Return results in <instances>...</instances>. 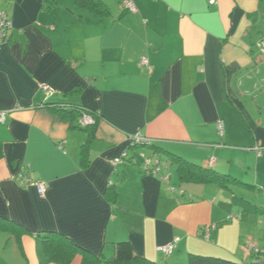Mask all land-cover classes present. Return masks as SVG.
<instances>
[{
	"label": "crops",
	"instance_id": "obj_1",
	"mask_svg": "<svg viewBox=\"0 0 264 264\" xmlns=\"http://www.w3.org/2000/svg\"><path fill=\"white\" fill-rule=\"evenodd\" d=\"M101 1L104 16L77 0H0L13 21L0 49V220L26 230L0 229V264H57L40 232L104 259L128 241L156 264H187L190 254L250 264L247 212L226 220L235 216V184L182 183L172 157L241 181L254 170L251 186L264 187V151L256 150L264 125L250 114L246 125L224 78L226 67L236 68L233 78L260 62L250 30L264 0H134L136 12ZM46 104L84 106L99 118L87 131ZM136 135L153 147L131 150ZM142 154L167 166L166 180L145 174ZM19 177L48 189L42 196ZM175 238L170 255L158 250ZM82 261L78 253L71 264Z\"/></svg>",
	"mask_w": 264,
	"mask_h": 264
},
{
	"label": "trees",
	"instance_id": "obj_2",
	"mask_svg": "<svg viewBox=\"0 0 264 264\" xmlns=\"http://www.w3.org/2000/svg\"><path fill=\"white\" fill-rule=\"evenodd\" d=\"M80 6L88 7L94 11L99 16H104L108 13V10L104 8L103 2L101 0H77L76 2ZM260 28V27H259ZM259 28H257V33H259ZM255 43L253 44V46ZM255 47V46H254ZM260 54V53H259ZM236 68L226 67L224 68V78L225 85L228 89L227 98L230 104L236 106L239 110L246 125L251 128L253 125L252 119L248 111L245 109L242 102L234 97V93L231 91L230 80L232 75L235 73ZM45 107L52 109L53 111L59 113L63 117L70 118L72 120H77L76 126L87 131H92L98 121L99 115L84 106H74L68 104H46ZM84 115H89L93 118L94 123L87 126H82L80 123L81 118ZM153 147V143L150 145H142L130 147L131 150L139 149L140 147ZM173 164L177 166V173L179 179L182 183H196V184H216L223 188H230V184H239L240 180L232 177L231 175L221 174L213 169L203 168L201 166L190 163L178 156H173ZM82 163L86 165L88 163L87 153L84 151L82 154ZM115 195V186H109L107 196L113 197ZM227 220V219H226ZM230 221V220H227ZM0 229L5 231H11L15 235H19L26 230H22L18 224L9 220H0ZM37 236L41 239L43 250L46 258L50 262L57 264H71L75 256L78 253L83 255V264H156L147 258H144L135 253L133 246L128 241H121L115 245V254L109 259H104L98 257L93 253L81 248L76 245L67 236L57 233V232H40ZM252 260L250 264H264V252L263 253H252ZM187 264H240L239 262L211 257L190 254Z\"/></svg>",
	"mask_w": 264,
	"mask_h": 264
},
{
	"label": "rangeland",
	"instance_id": "obj_3",
	"mask_svg": "<svg viewBox=\"0 0 264 264\" xmlns=\"http://www.w3.org/2000/svg\"><path fill=\"white\" fill-rule=\"evenodd\" d=\"M256 23L253 31L250 30V36H252L250 39L253 44L257 40V28L262 25V17L259 18L258 16ZM260 55L257 50H254V59L257 58L260 62L249 70L237 72L231 80V88L235 92L233 96L242 102L253 120L264 125V62L261 61ZM262 151H264V147ZM262 151L259 156H261ZM246 171L244 170L240 177L243 181L240 180L239 184L232 187L235 197L233 194L230 195L232 199L230 206L236 211L233 213L235 216L232 220L243 219L242 213L246 211L247 219L243 223L245 231L255 238V242L252 241V243H258L260 249L264 250V187L259 189L251 186V183L254 184L252 179L255 173L254 170ZM248 182L251 183L248 184Z\"/></svg>",
	"mask_w": 264,
	"mask_h": 264
},
{
	"label": "built area",
	"instance_id": "obj_4",
	"mask_svg": "<svg viewBox=\"0 0 264 264\" xmlns=\"http://www.w3.org/2000/svg\"><path fill=\"white\" fill-rule=\"evenodd\" d=\"M216 0H210V3H215ZM124 5L129 8L132 12H136L137 8L135 5L134 0H123ZM13 29V21L9 17L8 13L6 11L1 10L0 11V49L1 47L9 42L10 40V31ZM255 48L257 51L261 54L260 56L263 57L264 59V17L262 19V25L259 28V33L257 34V40L255 42ZM142 63L144 65L148 64V60L146 58L142 59ZM43 89H45L48 93L52 92V89L49 86H43ZM4 119V115L2 114V120ZM80 123L82 126H87L89 124H93L94 120L91 116L89 115H84ZM221 128V127H220ZM152 141L145 139L142 136H132L130 140V147H135V146H142V145H150ZM256 150L260 153L262 149L256 148ZM126 153L123 154V158L117 159L114 163L119 164V163H124L125 162V157ZM141 157L143 158L144 164H143V169L146 175L153 176V177H158L161 180H166L165 175L163 174L164 170L167 168L164 164L161 163L157 158H149L145 154H142ZM214 160H211L213 163ZM18 182L22 187H29V186H35L39 192L40 195H44L48 189V184L43 181H37L33 182L29 178L26 177H19ZM264 191V189H263ZM234 219V216H230L228 220ZM240 219V218H239ZM207 238L209 237L208 235L206 236ZM179 241V238H175L171 243L162 245L158 248V250L165 255H170L177 243ZM250 251L252 249L253 252L255 253H263L264 250H261L260 248L256 247L255 245H250L249 247Z\"/></svg>",
	"mask_w": 264,
	"mask_h": 264
}]
</instances>
